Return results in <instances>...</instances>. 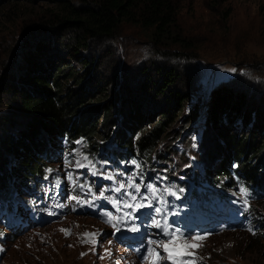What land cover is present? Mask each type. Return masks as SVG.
I'll use <instances>...</instances> for the list:
<instances>
[{"label": "trees", "instance_id": "trees-1", "mask_svg": "<svg viewBox=\"0 0 264 264\" xmlns=\"http://www.w3.org/2000/svg\"><path fill=\"white\" fill-rule=\"evenodd\" d=\"M45 1L50 5L41 11L34 9L40 0H0V213L6 211V222L23 216L13 209L26 200L25 192L43 188L40 180L55 175L54 163L67 158L65 150L77 141L91 162L153 164L155 156H163L162 143L169 139L170 149L171 139L180 136L178 128L185 134L196 128L192 123L200 114L205 116L201 159L207 167L192 175L204 187L193 200L204 198L224 210L229 188L241 185L264 197V96L255 99L224 80L209 85L201 112L187 89L175 85L180 74L170 64L156 66L163 74L157 85L142 65L135 72L127 69L123 82L118 80L122 71L112 77L90 66L99 55L87 56L95 52L89 39H98V46L109 40L117 44L123 24L148 31L155 45L190 47L178 22L184 0ZM26 6L36 16L16 34L18 13ZM200 206H205L202 201L190 210ZM251 214L256 215L254 209ZM263 227L264 219L258 218L251 229L264 246Z\"/></svg>", "mask_w": 264, "mask_h": 264}, {"label": "rangeland", "instance_id": "rangeland-1", "mask_svg": "<svg viewBox=\"0 0 264 264\" xmlns=\"http://www.w3.org/2000/svg\"><path fill=\"white\" fill-rule=\"evenodd\" d=\"M40 1L34 5L35 10L43 11L50 5L45 0ZM6 5L9 7V4ZM28 7L18 13L17 21L20 25L18 24L16 34L24 32V28L28 26L23 25H28L36 16L34 13L30 15ZM226 13L229 15L226 16ZM178 22L183 35L191 44L190 47L177 44L167 46L163 43L155 45L148 31L135 25L123 24L118 29L117 44L109 40L105 46H98V39H89V46H92L90 50L95 52L94 55L87 56L90 58L99 55L97 60H92L94 64L90 66H97L98 70L107 72L112 77L122 71L121 79L118 80L123 82L127 69H139L142 65L143 74L150 76L157 85L163 74L156 70V66L170 64L177 67L180 74L176 77L175 85L187 89V93L191 94V101L197 103L201 112L209 87L224 80L234 88L248 90L255 99L259 100L264 96V0H184ZM19 43L17 38L15 49ZM166 49L172 51L168 53V57L165 54ZM232 69L235 71H230ZM139 74L140 71L136 72L134 77ZM121 83L116 92L120 91ZM132 84L137 86L135 82ZM166 90L169 93V88ZM162 97L158 95L155 100L160 102ZM186 103L187 107L190 100ZM262 103L264 104L263 98ZM204 119V114L198 115L192 123L197 124V127L186 134V129L179 127L177 131L180 136L176 135L171 139L172 147H167L169 139L164 141L163 156H155L153 164L148 161L145 164L136 161L140 168L132 162L123 163L106 158L100 164L91 162L95 165L94 169L68 167L66 162L74 164L77 160H83L86 150L82 142L67 148L65 151L68 157L54 163L53 178L49 176L44 188L29 192L34 198L21 200L14 209L15 213L28 217V221L35 218L41 220V223L31 229H20V226L11 229L4 222L6 211L3 217H0V264H146L142 259H136L132 252L122 245L119 236L132 224L140 226L151 219L140 215V220L137 221H113L112 223H116L120 228L119 232L115 231L111 224L106 222V215V218L100 215L107 212L115 216L122 215L109 199L104 198V203L109 202L106 204L109 210L101 205V198L96 199L93 203L98 205V213L95 210L93 214L85 211L90 208V204L70 199L73 196L78 197L80 201L91 199L89 187L97 196L100 191H104L105 197L117 199L124 197L113 189L118 187L119 183H127L132 178H135L137 184L155 185L159 192L171 188L176 194H165L162 199L168 200L167 213L172 224H177L178 219L197 221L212 212L214 215L218 214L216 207H209L210 212L199 210L197 213L202 217L195 218L183 207L195 196L202 195L201 186L194 184L192 175L202 174L207 167L206 162L201 159ZM173 148H177V151L173 152ZM104 149L102 146L101 153ZM170 156L171 158H168ZM219 159L220 156L213 160V165ZM88 161L89 159L83 162L87 164ZM69 172L73 174V180L67 178ZM95 173H105L114 179L109 180ZM57 181L60 183L57 184ZM228 193H235L232 195L233 200L243 199L237 194L239 188H229ZM141 194H147L143 186ZM247 199L257 215L251 214L255 224L258 218L264 219V197L255 199L248 196ZM154 206L159 205L154 201ZM193 226L191 232L183 224L179 227L186 233L207 234V238L200 242L202 247L194 250L195 256L191 259L195 260V264H264L262 237L251 228L230 225L223 229L219 225L215 230H208L195 223L189 227ZM61 229L69 230L71 234L66 235ZM84 232L97 233V243H82L83 239H87L81 235ZM154 237L163 238L160 235ZM105 250H109L110 254ZM161 254L163 255V252Z\"/></svg>", "mask_w": 264, "mask_h": 264}, {"label": "snow or ice", "instance_id": "snow-or-ice-1", "mask_svg": "<svg viewBox=\"0 0 264 264\" xmlns=\"http://www.w3.org/2000/svg\"><path fill=\"white\" fill-rule=\"evenodd\" d=\"M230 71H235L232 69ZM82 141H77L81 143ZM87 157H83V160H77L75 163L66 162L68 167L75 168H85L92 167L95 168V165L87 161ZM136 164L135 161L132 162ZM137 168H140L139 164H136ZM51 171V170H49ZM98 175H103L105 178L112 180L114 179L111 175H106L105 173H95ZM67 178L73 180V174L71 172L67 173ZM60 181H57L59 184ZM145 187L147 194H141V187ZM85 187V186H81ZM127 189H133L134 191H128ZM89 192L91 193V199L80 201L78 197H70L72 200H78L79 203L92 204L96 199L107 198L109 202L113 204L121 213V216H115L111 212L105 213L107 219L106 222L111 224L115 231L119 232L120 228L113 221H125L128 219H139L140 215H143L145 218L151 219V226L160 230V233L166 239H152L149 237L146 241L147 247L146 252L142 256V260L146 264H195V260L191 259L195 256V249L202 247L201 241L207 238V234L200 233H186L179 227H173L172 224L168 222V213H167V201L162 199L165 194L175 195L176 193L171 188H165L163 192H159L155 185L153 184H137L135 178L130 179L127 183H119L118 187L113 189L117 193H121L124 199H117L111 197H105L104 191H100L99 195L89 187ZM182 191V190H180ZM240 196L243 198V202L248 206V189L243 185L239 188ZM154 201L156 205L154 206ZM125 209H131V211H125ZM147 210V211H142ZM163 213V216L161 214ZM155 214V215H153ZM161 217V218H156ZM129 230L132 232H140V228L132 224L129 227ZM251 231V229H249ZM65 232L66 235H70V231L66 229H61ZM83 239L82 243H97L96 237L97 233L94 232H84L81 234ZM111 243V241H110ZM107 254H110L109 250H105ZM163 252V255L161 254ZM83 255V253H82Z\"/></svg>", "mask_w": 264, "mask_h": 264}]
</instances>
